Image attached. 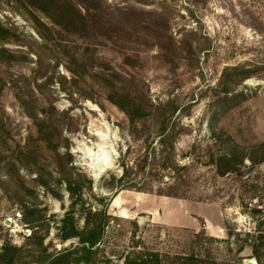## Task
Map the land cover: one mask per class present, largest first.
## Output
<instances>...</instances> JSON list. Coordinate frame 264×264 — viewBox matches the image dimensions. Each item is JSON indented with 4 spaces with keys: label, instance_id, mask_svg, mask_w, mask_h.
Listing matches in <instances>:
<instances>
[{
    "label": "rangeland",
    "instance_id": "obj_1",
    "mask_svg": "<svg viewBox=\"0 0 264 264\" xmlns=\"http://www.w3.org/2000/svg\"><path fill=\"white\" fill-rule=\"evenodd\" d=\"M135 249L264 264V0H0V254Z\"/></svg>",
    "mask_w": 264,
    "mask_h": 264
},
{
    "label": "trees",
    "instance_id": "obj_2",
    "mask_svg": "<svg viewBox=\"0 0 264 264\" xmlns=\"http://www.w3.org/2000/svg\"><path fill=\"white\" fill-rule=\"evenodd\" d=\"M169 107V103L165 104V107ZM166 120V118L163 119V124L164 121ZM161 194H165V195H170V196H179L181 194H179L178 192H176L175 190H172L170 187H168V189H161L158 191ZM101 212V211H99ZM97 212V213H99ZM91 214L94 216L96 215V213L91 212ZM106 221H102L99 222L98 225H100V229H98V232H93V235L97 234L100 235L102 233V230L104 229V225H105ZM92 230H96L95 228H92ZM95 233V234H94ZM85 241V240H83ZM86 241H89L88 246H83L81 249L84 250L85 253H89L91 252V246L94 244L95 239L90 238ZM257 247H255L253 249V253L255 256H257V260L259 263H261V259L259 258V254L257 252ZM16 261V251L10 252H3L0 254V264H15ZM125 263L126 264H160V259H159V254L156 252H152V251H148V250H144V249H135L132 250L126 257L125 259ZM201 263V259L199 257V255L195 252H187L184 256H183V263L182 264H200Z\"/></svg>",
    "mask_w": 264,
    "mask_h": 264
},
{
    "label": "bare ground",
    "instance_id": "obj_3",
    "mask_svg": "<svg viewBox=\"0 0 264 264\" xmlns=\"http://www.w3.org/2000/svg\"><path fill=\"white\" fill-rule=\"evenodd\" d=\"M110 165H111V161L107 160L104 163H101L97 170L98 172L102 171L105 167H108Z\"/></svg>",
    "mask_w": 264,
    "mask_h": 264
},
{
    "label": "water",
    "instance_id": "obj_4",
    "mask_svg": "<svg viewBox=\"0 0 264 264\" xmlns=\"http://www.w3.org/2000/svg\"><path fill=\"white\" fill-rule=\"evenodd\" d=\"M244 264H259V263L257 262V260L249 258L244 261Z\"/></svg>",
    "mask_w": 264,
    "mask_h": 264
}]
</instances>
